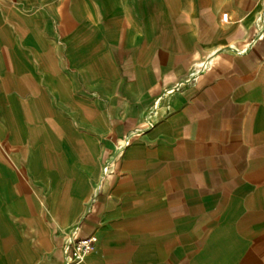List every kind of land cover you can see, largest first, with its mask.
<instances>
[{
	"label": "crops",
	"instance_id": "0c3cea01",
	"mask_svg": "<svg viewBox=\"0 0 264 264\" xmlns=\"http://www.w3.org/2000/svg\"><path fill=\"white\" fill-rule=\"evenodd\" d=\"M262 15L0 0V264H264Z\"/></svg>",
	"mask_w": 264,
	"mask_h": 264
},
{
	"label": "rangeland",
	"instance_id": "374dc122",
	"mask_svg": "<svg viewBox=\"0 0 264 264\" xmlns=\"http://www.w3.org/2000/svg\"><path fill=\"white\" fill-rule=\"evenodd\" d=\"M262 21H263V24H261V28L259 30V32L257 33V35L253 38V42L254 43V40L256 38H259L261 37L263 34H264V15H262ZM92 235H95L96 236V240L94 241L92 247L89 249V250H79L78 249V240L84 236H92ZM98 240V236L95 234V233H87V234H84V235H78V236H73L72 240H71V244H72V252H71V256H70V260L71 261H75V259H78L82 256H85V255H88L89 253H91L93 250H94V246H95V243L96 241ZM77 247V248H76ZM75 251H78L77 255L75 254Z\"/></svg>",
	"mask_w": 264,
	"mask_h": 264
},
{
	"label": "built area",
	"instance_id": "2783aa9c",
	"mask_svg": "<svg viewBox=\"0 0 264 264\" xmlns=\"http://www.w3.org/2000/svg\"><path fill=\"white\" fill-rule=\"evenodd\" d=\"M223 19L224 20H228V13H224L223 14ZM95 240H96V236L95 235H92V236H84V237L80 238L78 240V244H77L78 249L79 250H89L92 247V245H93V243H94ZM77 252L78 251H75V254L76 255L78 254Z\"/></svg>",
	"mask_w": 264,
	"mask_h": 264
},
{
	"label": "bare ground",
	"instance_id": "6f19581e",
	"mask_svg": "<svg viewBox=\"0 0 264 264\" xmlns=\"http://www.w3.org/2000/svg\"><path fill=\"white\" fill-rule=\"evenodd\" d=\"M224 20V19H223ZM226 21V20H225Z\"/></svg>",
	"mask_w": 264,
	"mask_h": 264
}]
</instances>
